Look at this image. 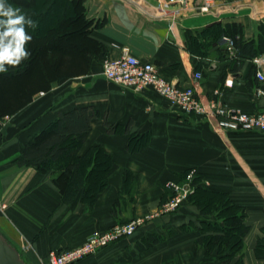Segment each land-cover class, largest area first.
Segmentation results:
<instances>
[{
    "label": "crops",
    "instance_id": "1",
    "mask_svg": "<svg viewBox=\"0 0 264 264\" xmlns=\"http://www.w3.org/2000/svg\"><path fill=\"white\" fill-rule=\"evenodd\" d=\"M158 1L85 0L88 17L105 19L93 35L106 49L86 74L61 79L0 122V230L30 264H43L52 250L74 248L120 220L158 211L170 195L167 183L180 180L192 168L208 187L228 192L245 207L250 229L244 236L243 259L245 264H264L255 250L264 236V132L222 130L206 117L182 114L153 88L136 92L103 74L104 59L120 56L128 46L180 86L191 85L194 73L201 70L198 88L204 98L219 88L232 109L262 111L264 98L256 90L264 87L257 76L264 62L259 65L257 57L230 48L226 30L238 22L245 39H256L264 23V0H218L207 12H188L177 19L159 16ZM236 58L242 64L233 71ZM227 79L231 86L225 85ZM84 107L95 115L79 154L101 145L117 168L95 197L86 198L81 188L72 202H65L53 181L55 172L19 165L17 159L27 141L61 112ZM128 170L136 178V189L133 198L125 196L115 215L114 202ZM210 219L216 218L186 201L75 264H225L217 249L208 253L198 243L202 221ZM151 235L161 239L147 245Z\"/></svg>",
    "mask_w": 264,
    "mask_h": 264
},
{
    "label": "trees",
    "instance_id": "2",
    "mask_svg": "<svg viewBox=\"0 0 264 264\" xmlns=\"http://www.w3.org/2000/svg\"><path fill=\"white\" fill-rule=\"evenodd\" d=\"M8 3L31 17L36 28L28 29L32 36L27 46L30 58L0 74V119L15 115L32 103L37 94L50 91L61 79L86 74L94 58L106 49L93 35L94 29L104 25L105 19L88 17L85 0H8ZM51 16L54 20L40 29V24ZM226 34L242 55L255 58L264 54V23L256 39H245L244 26L238 22L230 23ZM241 64V59H234L232 70H239ZM94 115L87 107L61 112L27 141L17 159L19 165H30L43 173L55 172L53 181L65 202H72L81 188L85 189L86 198L95 197L117 168V163L101 145L91 146L84 154H79L91 131ZM107 125L110 132L115 130L109 122ZM128 147L133 148L131 143ZM193 183L195 190L188 201L195 203L202 214L216 218L202 221L203 233L198 243L206 246L208 253L217 249L225 264H245L244 236L250 229L245 207L233 201L228 192L208 187L198 171ZM135 185L134 174L126 171L121 196L114 202L115 215H119L126 195L133 198ZM160 239L161 236L151 235L147 245ZM144 248L145 245H141V249ZM255 250L258 257L264 258V236Z\"/></svg>",
    "mask_w": 264,
    "mask_h": 264
},
{
    "label": "built area",
    "instance_id": "3",
    "mask_svg": "<svg viewBox=\"0 0 264 264\" xmlns=\"http://www.w3.org/2000/svg\"><path fill=\"white\" fill-rule=\"evenodd\" d=\"M217 2L218 0H159L156 8L159 16L177 19L188 12H207L214 8ZM229 47L234 49L232 38H229ZM255 60L259 65L264 62L263 57H257ZM103 74L108 80L136 92H141L148 87L153 88L160 96L168 99L170 104L182 114L206 117L214 121L216 126L222 130L243 129L264 132V110L256 113L234 110L222 99L223 93L219 88L212 96L202 97L198 88L203 77L201 70H196L195 80L191 85L180 86L164 77L156 64L140 60L128 46H124L120 56L104 59ZM257 76L264 82L263 70L259 69ZM225 85L231 86L232 80L227 79ZM256 91L264 98V87L259 85ZM196 172L197 170L192 168L183 180L167 183L170 195L158 211L135 216L128 221L118 222L106 230L94 232L82 244L74 248L52 250L43 264H75L112 242L132 235L148 220L162 213L178 210L195 190L193 181Z\"/></svg>",
    "mask_w": 264,
    "mask_h": 264
},
{
    "label": "clouds",
    "instance_id": "4",
    "mask_svg": "<svg viewBox=\"0 0 264 264\" xmlns=\"http://www.w3.org/2000/svg\"><path fill=\"white\" fill-rule=\"evenodd\" d=\"M30 28H36L31 17L13 7L8 0H0V74L19 67L30 58L27 47L32 41Z\"/></svg>",
    "mask_w": 264,
    "mask_h": 264
},
{
    "label": "water",
    "instance_id": "5",
    "mask_svg": "<svg viewBox=\"0 0 264 264\" xmlns=\"http://www.w3.org/2000/svg\"><path fill=\"white\" fill-rule=\"evenodd\" d=\"M0 264H30L0 230Z\"/></svg>",
    "mask_w": 264,
    "mask_h": 264
},
{
    "label": "rangeland",
    "instance_id": "6",
    "mask_svg": "<svg viewBox=\"0 0 264 264\" xmlns=\"http://www.w3.org/2000/svg\"><path fill=\"white\" fill-rule=\"evenodd\" d=\"M54 18H55V17L51 16L46 22L43 21V23L40 24V25H41L40 29H41L42 27H44L46 24L50 23L52 20H54ZM38 27H39V26H38ZM213 217H215V216H213Z\"/></svg>",
    "mask_w": 264,
    "mask_h": 264
}]
</instances>
